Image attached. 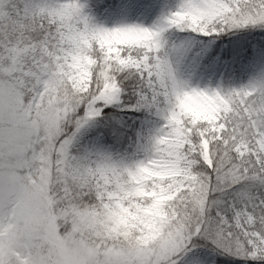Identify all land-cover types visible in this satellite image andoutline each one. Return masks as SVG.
<instances>
[{
  "label": "snow or ice",
  "instance_id": "6c2138e0",
  "mask_svg": "<svg viewBox=\"0 0 264 264\" xmlns=\"http://www.w3.org/2000/svg\"><path fill=\"white\" fill-rule=\"evenodd\" d=\"M0 264H264V0H0Z\"/></svg>",
  "mask_w": 264,
  "mask_h": 264
}]
</instances>
